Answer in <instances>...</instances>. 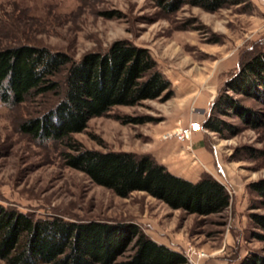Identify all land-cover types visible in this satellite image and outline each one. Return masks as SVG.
Returning <instances> with one entry per match:
<instances>
[{
	"label": "rangeland",
	"instance_id": "1",
	"mask_svg": "<svg viewBox=\"0 0 264 264\" xmlns=\"http://www.w3.org/2000/svg\"><path fill=\"white\" fill-rule=\"evenodd\" d=\"M117 40L149 49L170 81L169 92L114 106L91 118L74 138L90 149L151 154L192 181L211 174L226 185L230 205L221 213L201 215L172 208L145 191L122 197L96 184L66 164L64 143L39 141L19 128L25 119L44 113L55 102L54 93L13 107L0 100V204L35 217L136 223L157 242L182 252L183 264L264 258V239L256 234L264 230L253 215H264V198L251 187L264 179V127L250 126L232 109L219 115L232 130L215 132L204 125L246 51L264 47V0L216 11L185 4L175 12L154 0H0V49L33 44L80 60ZM228 92L264 115L263 100ZM192 122L203 129L190 140L165 137ZM0 264L6 263L0 259Z\"/></svg>",
	"mask_w": 264,
	"mask_h": 264
},
{
	"label": "trees",
	"instance_id": "2",
	"mask_svg": "<svg viewBox=\"0 0 264 264\" xmlns=\"http://www.w3.org/2000/svg\"><path fill=\"white\" fill-rule=\"evenodd\" d=\"M167 12L185 4L216 11L250 0H154ZM170 81L157 68L149 49L117 40L107 49L75 60L68 52L46 46L21 44L0 49V100L8 107L54 93L55 102L19 128L36 140L62 142L66 164L96 184L127 197L145 191L175 209L210 215L231 203L226 185L205 174L197 181L170 171L151 154L90 149L73 136L88 121L117 105H135L169 92ZM227 90V91H226ZM214 99L205 127L222 132L231 124L219 115L235 110L250 126L264 127V115L241 105L229 92L264 101V47L246 51L227 89ZM167 92V93H168ZM166 93V94H167ZM143 122L144 118H138ZM124 120V122H126ZM253 150V148H251ZM254 154V152H253ZM251 187L264 198V179ZM264 230V215L253 214ZM264 239V233H256ZM133 242L132 252L125 254ZM0 259L6 264H183L186 256L145 233L138 224L105 220H71L62 215L35 217L0 204ZM243 264H264L254 257Z\"/></svg>",
	"mask_w": 264,
	"mask_h": 264
},
{
	"label": "built area",
	"instance_id": "3",
	"mask_svg": "<svg viewBox=\"0 0 264 264\" xmlns=\"http://www.w3.org/2000/svg\"><path fill=\"white\" fill-rule=\"evenodd\" d=\"M203 129V126L199 122H192L189 126L186 127H178L175 130L167 133L165 135L166 138L175 137L178 140H190L195 131ZM199 257L204 256L203 253H198Z\"/></svg>",
	"mask_w": 264,
	"mask_h": 264
},
{
	"label": "crops",
	"instance_id": "4",
	"mask_svg": "<svg viewBox=\"0 0 264 264\" xmlns=\"http://www.w3.org/2000/svg\"><path fill=\"white\" fill-rule=\"evenodd\" d=\"M200 145H202V143H200ZM200 145H199V146H200ZM201 147H203V146H201Z\"/></svg>",
	"mask_w": 264,
	"mask_h": 264
}]
</instances>
